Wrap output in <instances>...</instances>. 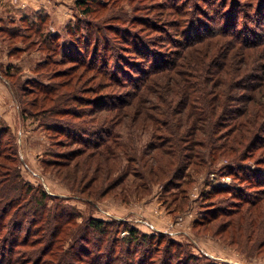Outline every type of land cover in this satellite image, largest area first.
<instances>
[{
    "label": "rangeland",
    "instance_id": "obj_1",
    "mask_svg": "<svg viewBox=\"0 0 264 264\" xmlns=\"http://www.w3.org/2000/svg\"><path fill=\"white\" fill-rule=\"evenodd\" d=\"M98 1L90 17L111 37L108 49L100 46L99 53L94 51L95 39H90V52L98 65L107 63L108 57L107 65L115 73H133L132 63L150 68L152 64L142 63L135 49L152 39L159 43L151 47L153 53L166 59L161 64H169V69L152 74L139 90L128 81L122 86L109 83L96 69L79 62L35 69L51 52L46 45L44 48L39 33L29 28L24 16L38 23L46 15L49 22L40 33H47L50 26L63 40L61 44L68 40L74 43L80 55L77 57L82 59L85 49H79L85 46L88 32L70 28L80 21L77 0H0V28L18 31L12 35L0 30V128L10 127L11 131L5 130V139L11 137L17 145L24 179L55 196L59 201L50 202L53 208L73 216L59 237L64 238V246L72 244L81 226L83 243L94 250V242L103 238L102 232L91 235L86 228L87 219L94 217L113 223L104 237L107 243L116 241L113 255L120 261L125 257L132 264L135 259L140 264L144 257L149 261L151 253L146 250L156 242L155 238L151 244L150 235L164 232L177 242L175 246L189 250L203 264H264V235L263 228H259L264 222L255 216L261 210L264 214V200L260 206L247 209L249 202L240 206L241 200L232 192H208L214 186L238 189L241 180L237 172L248 165L256 167L252 176L260 168L264 180V30L256 31L264 12L258 13L259 0H228L243 8L241 11L254 10L252 19L239 16V29L248 35V40L263 38L258 46L243 45L228 34L184 49L177 45L183 38L172 25L182 16L176 14L175 8L159 5L165 0ZM200 2L194 0V12L199 11ZM229 4L220 0L217 8H228ZM228 15L230 9L226 18L232 29L237 27L236 20ZM203 17L204 13L195 16L204 22ZM153 21L162 32L152 26ZM168 21L170 25L165 24ZM257 32L254 37L252 34ZM173 39L176 43L171 45ZM15 46L21 49L10 56ZM178 53L171 64V58ZM10 64H16L13 69L21 73L9 78L17 86L19 77L56 86L52 94L28 93L31 99H37L36 103H27L34 112L66 106L65 102L70 107L88 109L91 100L79 105L75 100L79 95L92 100L120 95L126 102L120 109L97 113L96 124L114 133L112 136L104 132L106 140L112 136L108 144L94 149L84 142H72L65 135L53 133L51 137L41 120L24 119L19 113L21 103L14 101L8 78L1 70ZM53 119L70 121L77 127L90 117L59 115ZM93 125L87 124L84 137L96 138V134L92 135ZM51 138L55 147L51 146ZM259 187L249 185L248 195L254 197ZM217 210L224 213L214 217ZM238 222L243 226L239 231ZM130 227L137 229L138 236L127 241ZM130 244L137 251L126 254ZM93 255H85L83 261L91 263ZM2 256L0 252V261ZM57 259L48 264H55ZM107 259L110 258L104 254L100 261L108 264Z\"/></svg>",
    "mask_w": 264,
    "mask_h": 264
},
{
    "label": "trees",
    "instance_id": "obj_2",
    "mask_svg": "<svg viewBox=\"0 0 264 264\" xmlns=\"http://www.w3.org/2000/svg\"><path fill=\"white\" fill-rule=\"evenodd\" d=\"M219 1L220 0H201L200 9L198 8L199 11L196 10L195 12L193 9L194 0H165L164 2L159 4L161 6H168L173 9L175 8L177 10L176 14L182 16V18L172 21V25H174L173 27L177 28V34L179 35V38H183L179 40V42H177L178 46L184 49L185 47L191 46L200 41L213 39L216 35L228 34V36L233 37L243 45L252 47L258 46L259 41H261L263 38H254L248 40V35L244 31H241L239 29L241 27L239 16L241 14H244L249 19L254 10L241 11V9L243 8H240L239 5L235 6L234 3L229 4L228 0H226V4H229L228 8L227 5H225V7L223 6L217 8ZM259 2L260 10L258 11V13H262L264 12V0H259ZM98 4V0H77V6L80 12V21L70 28H73L76 31L80 29H86L88 32L87 35L89 37L87 36L88 39L86 38L87 40L84 44L85 46L79 49L80 51L82 49H85V54L83 55L82 59L78 58L80 56H78L77 54L79 51L76 50L73 46L74 43L71 40H68L61 44L63 40L60 39V36L50 30V26L47 33H40V30H42L43 27L49 22L48 18H46V15L45 17L41 18L38 23H33L34 21H31L29 15L24 16L25 21L27 23H30L29 28L35 29L36 32L39 33L38 37L39 39H41V44L44 46V48L46 45L48 51L51 52L46 60L41 61L35 65V69H38L41 66L46 67L49 64L60 65L71 61L77 63L79 62V64H83L86 67L96 69L99 74L109 79V83L117 84V86H122L123 82L128 81V83L137 90H139L140 87L146 83L145 81L152 74L169 69V64H161L166 61V59L158 57L155 55V53H153L151 47H158L157 45L159 43L152 39L149 40L147 45L142 46V44H140L139 47H136L135 49L137 57H141V60H143L141 61L142 63L145 61L146 66L152 64L150 68L142 67L141 63H132L131 66L134 69L132 71L133 73L127 74L122 73V71H117V73H115L112 72L109 68V65H107L109 63L108 57L107 63L105 62V64L103 63L102 65H98L94 61L95 57H93V52L92 54L90 52V42L92 43L90 39H95L97 47L94 49V51L96 53H99L98 51L101 48L100 46L108 49L109 40L111 38L107 30L103 29L98 21L90 17V14L95 11L94 8L96 7L94 5ZM102 5H105V3H103ZM204 6H207L206 10H204ZM229 9L231 10V15L228 16L234 18L237 22V27H234L233 29L229 25V19L226 18ZM199 13L205 14V17H203L204 22L195 18V16ZM29 19L31 22L29 21ZM207 22H209L211 25H207ZM263 23L264 14H261V21H257L256 31L264 30ZM165 24L170 25L169 21L165 22ZM152 26L158 28L157 31L159 32L163 31L161 28L156 26L154 21ZM0 30L12 35H16V33L18 32L16 29H12L10 27H2L0 28ZM249 31L251 32L250 28ZM42 33H44L43 38ZM131 34H133V32H131ZM258 34L259 32L252 35L254 37H257ZM134 35L136 37L138 36V34L135 33ZM139 38L144 41L142 37ZM170 43L171 45H174L176 41H174L173 39V41L170 40ZM62 46H66L67 48H63L62 50ZM20 49V47L15 46L10 53V56L15 53V50L17 51ZM179 53L175 57L171 58V64L174 63V60L176 61ZM56 56H60V58H57ZM13 67H17V65L10 64L7 69H1L4 71L3 76L7 77L8 80H10L9 78L11 77L14 78L15 76H17V72L20 71L18 69H13ZM19 74L21 73L19 72ZM118 74L120 75L118 76ZM4 79L7 80L6 78ZM8 80L7 82L10 86L14 101H18L19 104L21 103L19 113L23 116L24 119L30 117L41 120L40 124L45 126L51 137L53 133H55L56 135H65L72 142H84L85 145L93 146L94 149L106 146L109 142L108 139L110 140V138L114 135L112 131L103 130L99 125L96 124L97 113L103 110H114L116 108L120 109V106L126 103L118 94L103 95L95 100L84 99V96L79 95L75 98L76 102L79 103V105H81V102H85V100H91L90 103L92 105L89 106L88 109L76 105L70 107L69 103L65 102L67 104L66 106L60 104L56 108L34 112L28 107L27 103H30L31 105L34 102L36 103L37 99H31L29 97V94H32L35 91L42 93L44 92L45 94H52L56 86L50 85L49 83H44L39 79L27 78L23 80L19 77L18 80L16 79V82H19L18 86L15 85V82H11V80ZM59 115H72L76 118L82 115H87V117H90V120H85L81 122L82 126L76 127L70 121H66L70 123L67 124L66 122L59 121L58 119H53L54 117H59ZM89 122L94 124L93 126H91V128L95 130V133H92V135L96 134V138L88 139L83 135V133H86V130H88L87 124ZM5 130L11 131L9 126L0 128V252H2L3 255V260L0 261V264H48L56 258H58V261L55 264H102L100 259L104 254H107L110 258L109 260L107 259L108 264H132L126 257L124 258L125 260L122 259L121 261L114 257L113 254L117 249V247L114 246L116 245V241L111 242L109 240L108 243L106 242L104 233L110 231V228H112L113 223L111 221H105L94 217H89L87 219L86 228L89 230V233L91 235L98 231L103 233L102 240H97V242H94V250L90 248L88 249L90 244L83 243V235H80L81 226H79V232L78 234H76L77 236L73 237L72 244L66 247L64 246V238L59 237L64 232V226L69 224L70 221H73V216L66 215L62 210L53 208L54 205L50 204V202H52L53 199H56L57 201L59 200L55 196L49 194L41 186H34L33 184L27 182L26 179H24L21 166H19L20 161L16 150L17 145L12 141L13 138L11 139L10 137L8 139H5ZM104 132H110L112 136H110L106 140L105 137H103ZM51 141H53L52 138ZM51 146L55 147L54 141L53 144L51 143ZM55 156L56 155H54L53 158H55ZM242 169L243 170L237 172L241 180V183H239L241 184V186L238 189H235V187L225 189L222 187L214 186L208 192L210 194L224 191L232 192L235 198L238 197L241 200V202L238 203L240 206H244L243 203L249 202L250 206H248L247 209H251L254 206H260L261 202L264 200V180H262L261 178L263 177L261 169L258 168V173L256 172V176L251 175L256 167L253 169V167L248 165L247 168ZM244 182L247 185H244ZM249 185L260 186L257 189L258 193L254 197L248 195L249 193L246 189L249 188ZM208 192L205 191L204 194ZM221 213L224 212H220L219 210H217L215 211V213H213V215L214 217H216ZM255 216L257 218L259 216L262 222H264V214L262 210L259 211V213H257V215ZM263 225L264 224L259 225V228H263L262 235H264ZM238 229H243V226L240 225L239 222L237 223V230ZM136 232L137 229L135 227H130V237H125V240L128 241V239H136V236H138ZM87 237L89 236H86V238ZM155 238L156 242H154ZM152 241L154 242L153 245H150L148 250H146V252H148L147 254L151 253L149 261H146V257H144L142 259L143 261L140 264H175L177 262H183L185 264H203L201 262L202 260H200L199 258H194L193 254L189 252V250H185L181 246H175L177 242L168 238V235H166L164 232L159 233L158 235H150L151 244ZM103 244H105V246H103ZM26 245L30 247H26ZM131 246L132 244H130L126 249V254H131L137 251ZM103 247H106V249L104 251H101L100 249ZM98 252H100L99 261H96L95 258L98 256L96 253ZM153 253H155V255H152ZM85 255H93L91 256V263L83 261ZM153 257L155 258L152 259ZM136 261L137 260L135 259L133 261V264H136Z\"/></svg>",
    "mask_w": 264,
    "mask_h": 264
}]
</instances>
